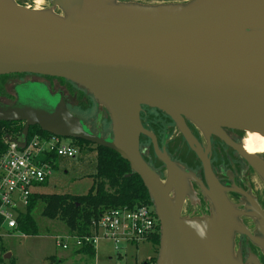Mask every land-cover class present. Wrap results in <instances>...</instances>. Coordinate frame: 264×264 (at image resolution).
Returning <instances> with one entry per match:
<instances>
[{"label":"water","instance_id":"1","mask_svg":"<svg viewBox=\"0 0 264 264\" xmlns=\"http://www.w3.org/2000/svg\"><path fill=\"white\" fill-rule=\"evenodd\" d=\"M50 3L52 8L38 9L0 0V75L40 74L83 87L108 112L112 132L106 138L90 131L69 111L62 94L59 101L51 95V111L0 102V120L24 122L19 146H25L29 127L37 125L57 136L109 148L128 161L159 219L155 264H244L234 253L236 231L264 253V211L257 201L251 203L249 215L257 218L252 235L237 219L187 123L208 142L215 135L234 147L264 181V160L225 131L264 136V0ZM143 106L166 113L202 161L211 215H181L185 175L144 127ZM142 135L166 165V182L144 159ZM173 187L178 190L172 197Z\"/></svg>","mask_w":264,"mask_h":264},{"label":"rangeland","instance_id":"2","mask_svg":"<svg viewBox=\"0 0 264 264\" xmlns=\"http://www.w3.org/2000/svg\"><path fill=\"white\" fill-rule=\"evenodd\" d=\"M28 5L38 9L49 4L50 0H25ZM141 3H152L148 0H125ZM158 3V2H153ZM27 5V6H28ZM24 79L8 75L3 79L0 102H14L19 106H31L51 111L49 107L51 93L45 85H38L32 82L19 83ZM37 80H42L38 79ZM62 87L56 85L52 90H63L69 111L78 116L81 121L94 133H100L104 137L111 135V120L105 108L92 98L85 89L67 80ZM69 82V83H67ZM16 83H19L15 85ZM62 85V84H61ZM66 86V87H65ZM12 102V103H13ZM11 103V104H12ZM7 104V103H6ZM152 115L156 117L155 111ZM102 130L96 131L95 122ZM89 124V126H88ZM175 132V130H174ZM175 134V133H174ZM161 137L163 134H159ZM247 136V135H246ZM65 142L74 141L72 138H65ZM149 145V140H141L140 148ZM78 146V145H77ZM79 150L75 157H57L56 168L47 183L39 188L44 193H71L86 194L94 183L97 165V145L86 143L78 146ZM43 204H36L31 214L38 226L36 235L25 234L20 230H12L7 227L0 229V264H154L157 259L159 245L150 241H143L136 244H116L111 238L101 236L95 247V253H77V247L72 246L69 237V229L65 222L60 219H50L42 214ZM68 241L69 248H63L57 243ZM122 247L121 250L117 247ZM8 255V256H7ZM149 261V262H148Z\"/></svg>","mask_w":264,"mask_h":264},{"label":"flooded vegetation","instance_id":"3","mask_svg":"<svg viewBox=\"0 0 264 264\" xmlns=\"http://www.w3.org/2000/svg\"><path fill=\"white\" fill-rule=\"evenodd\" d=\"M186 1L188 0H148V2L152 3H180ZM16 2L20 5L34 8L31 5H28L25 0H16ZM41 8H52V6L49 2V4ZM53 10L60 12L59 8H53ZM9 75L24 79L19 82L22 84L27 82L44 84L51 93L62 94L67 104L63 90H52L54 85H56V87H62L64 85L63 83L66 84L62 78L33 73H14ZM37 78L42 80H37ZM19 83H16L15 85ZM12 102L4 103L11 104ZM99 106L101 105L99 104ZM151 110L155 111L156 117L152 115ZM141 121L144 127L157 136L159 147L162 150H165L170 159L177 163V165L183 170L186 185L184 187L185 195L181 215L188 218H203L211 215L213 204L205 192V190L208 189V184L202 161L197 154L190 149L184 137L176 128L173 120L166 113L156 108L143 106L141 111ZM20 123L24 126V122ZM150 123L155 124L156 131H154ZM187 123L202 146L203 151L208 155L215 177L225 188L227 199L237 211V219L252 235H256L257 218L249 215L251 212L250 206H252L251 203L253 201H257L264 211V181L253 166L250 165V163L240 155L234 147L215 135H211L210 141L208 142L204 135L195 126L189 121H187ZM95 126L96 131L102 130L98 125V121L95 122ZM225 131L234 143L245 145L248 152L257 154L260 159L264 160V141L254 133H246L244 131L229 128H225ZM159 134H163V136L161 137ZM142 137H145L146 139ZM141 140H149V145L143 149L141 148L144 159L146 156L149 158L148 161L145 159L146 162L159 174L162 181L166 182L168 174L166 165L156 156L151 140L143 135L140 138V144ZM152 151L154 155L151 153ZM177 190L178 189L173 187L170 190V195L172 197L175 196ZM234 253L236 256L241 257L244 264H264V253L261 248L255 245L245 233L240 231H236L234 235Z\"/></svg>","mask_w":264,"mask_h":264},{"label":"built area","instance_id":"4","mask_svg":"<svg viewBox=\"0 0 264 264\" xmlns=\"http://www.w3.org/2000/svg\"><path fill=\"white\" fill-rule=\"evenodd\" d=\"M18 141H22L21 133L5 138L7 150L0 157V229H17L19 214L26 209L31 195L51 177L56 160L47 157L54 154L56 159L73 158L79 150L74 141L67 143L64 137L51 133H28L23 148ZM159 230L154 205L143 203L134 207L111 208L93 223L90 234L80 237L69 235L67 239L77 248L95 247L101 236L111 238L116 244L137 245L148 241ZM57 244L66 249L70 242H61L59 238Z\"/></svg>","mask_w":264,"mask_h":264},{"label":"trees","instance_id":"5","mask_svg":"<svg viewBox=\"0 0 264 264\" xmlns=\"http://www.w3.org/2000/svg\"><path fill=\"white\" fill-rule=\"evenodd\" d=\"M8 75H0V94L2 93L3 79ZM150 124L156 131L155 124ZM22 131L23 125L20 122L0 120V157L7 150L6 136L18 135ZM34 132L49 134L37 125L29 127V135ZM142 138L146 139L145 137ZM74 142L78 146L90 143L82 139H74ZM151 153L153 154V151ZM47 158L56 160L54 154ZM96 159L94 183L86 194L34 192L26 209L19 214L17 230L29 235L38 233V226L31 214L38 203L43 204L42 214L44 216L64 221L70 235L79 237L90 234L93 223L97 221L102 213L111 208L134 207L143 203L153 204L140 176L132 172L128 161L123 159L117 152L97 145ZM145 159L149 160L147 156ZM46 183L47 181L43 185ZM160 235L159 230L148 241L154 245H159ZM75 251L93 255L95 248L81 246L76 248ZM153 262L155 264L156 259H153Z\"/></svg>","mask_w":264,"mask_h":264},{"label":"bare ground","instance_id":"6","mask_svg":"<svg viewBox=\"0 0 264 264\" xmlns=\"http://www.w3.org/2000/svg\"><path fill=\"white\" fill-rule=\"evenodd\" d=\"M256 136H258L262 141H264V136L258 134V133H254Z\"/></svg>","mask_w":264,"mask_h":264}]
</instances>
